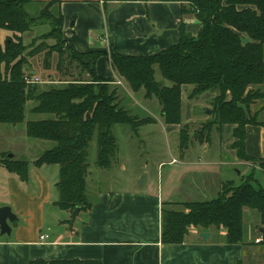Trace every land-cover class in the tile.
<instances>
[{
    "label": "trees",
    "instance_id": "16d2710c",
    "mask_svg": "<svg viewBox=\"0 0 264 264\" xmlns=\"http://www.w3.org/2000/svg\"><path fill=\"white\" fill-rule=\"evenodd\" d=\"M113 1H176L181 3L184 17L192 14L198 24L196 34L187 30L184 18L179 28V40L169 48L150 55H123L113 51L108 56L110 67L128 87L120 96L113 80L100 77L96 60L101 51L79 52L73 42L63 37V17L60 0L32 2V0H0V30H6L0 43V124H22L27 137L51 141L53 146L43 151L34 164L59 165L56 182L58 199L55 205L72 213L75 207L87 211L91 207L88 196L87 162L89 142L97 143L96 163L109 167L117 143L111 127L115 123L130 124L135 130L152 118L140 119L132 113L128 98L142 94L144 99H155L166 124L178 125V148L188 147L189 129L182 123L183 90L188 98L210 93L212 124L232 125L234 138L231 148L242 160H250L244 147V128L247 124H264L251 114V105L264 98V0H102ZM35 5L36 15L29 6ZM106 12V8H105ZM36 24H48L49 30L33 38L51 39L48 47L61 57L55 69L70 79L62 85L39 88L38 83H27L32 76L25 51L31 45L22 41L23 34ZM246 40L244 41V39ZM62 43L65 46H62ZM27 56H30L27 52ZM76 64L81 70L71 72ZM66 66V67H64ZM42 67L51 69L50 60L42 59ZM158 69L161 80L156 78ZM84 74L85 77H82ZM30 103L31 116L24 111ZM207 127V128H206ZM198 131L200 142L208 141L210 130ZM0 164L5 165L19 179L26 180L28 162L14 159L8 152L0 153ZM264 170V163L261 164ZM247 178L240 185L224 183L216 197L204 201L163 202L161 206V242L182 243L191 227L201 231L224 229L225 241L243 244L249 232L242 223L243 210L257 212L261 224L259 241L264 246V188ZM180 206V208H174ZM70 221V220H69ZM27 264H102L93 259L36 258ZM237 264H241L237 262Z\"/></svg>",
    "mask_w": 264,
    "mask_h": 264
},
{
    "label": "crops",
    "instance_id": "0c3cea01",
    "mask_svg": "<svg viewBox=\"0 0 264 264\" xmlns=\"http://www.w3.org/2000/svg\"><path fill=\"white\" fill-rule=\"evenodd\" d=\"M44 1L49 0H32ZM103 4L102 0H60L62 32L79 52L101 51L103 54L95 64L96 72L102 78L113 80L115 85L124 82L109 65L111 52L141 56L165 50L178 42L182 18L192 34L198 29L192 14L182 16L180 2L113 1L106 3V12ZM30 72L35 74L34 70ZM187 105L191 111L193 104L189 101ZM186 114L189 116L188 112ZM189 118H193L192 114ZM232 127L218 128L220 154L227 153L231 158L199 164L202 168H198L197 187L209 194L214 191L218 194L222 185L231 181L224 175H217L219 166L237 163L258 171L253 181L264 188L261 167L264 163V124H247L244 128L245 152L252 164L248 160L241 161L231 148ZM41 153L25 160L29 164L26 180L19 179L0 164V206H10L17 217L10 224L11 236L0 237V264H27L36 258L93 259L102 264H262L264 246L255 242V238L260 237V226L256 233H253L255 227H250L249 240L243 244L226 243L222 228L201 231L193 227L182 243L163 244L162 203L192 202L187 199L174 201L175 188L149 186L143 189L141 181L140 186L127 190H90V209L79 211L72 221L70 212L63 210L69 214L66 217L55 205L59 165L34 164ZM11 157L17 159L15 154ZM175 162L177 160L172 159L170 163ZM217 176L215 183L210 182V177ZM144 180H148V176ZM181 197L186 198L184 193ZM200 232H209L210 237L203 240ZM40 234L48 237L40 240Z\"/></svg>",
    "mask_w": 264,
    "mask_h": 264
},
{
    "label": "rangeland",
    "instance_id": "374dc122",
    "mask_svg": "<svg viewBox=\"0 0 264 264\" xmlns=\"http://www.w3.org/2000/svg\"><path fill=\"white\" fill-rule=\"evenodd\" d=\"M38 7L35 5L29 6V11L32 15H36ZM49 30L48 24H36L31 31L23 34L22 41L28 46L24 52L26 60L29 61L28 68L35 71L36 76L40 79L38 82L39 88L62 85L59 81L62 79H70L68 75H60L55 69L57 60L60 59V54L51 51L49 44H54L51 39L44 40L41 43V38L34 39L38 35ZM9 34L6 30H0V43L3 45L6 36ZM246 38L244 39V41ZM62 46H65L62 43ZM27 52L30 56H27ZM65 56V55H64ZM62 56L61 60L64 65L68 64L66 57ZM48 58L51 62V69L42 67V59ZM66 67V66H64ZM71 72L78 73L81 69L72 64L69 67ZM156 78L161 80L158 69L156 70ZM82 77H85L84 74ZM118 86L120 96H123L124 90H128L126 84ZM264 91V86H261ZM188 90H183V113L182 123L188 124L189 143L188 147L180 152L178 148V125L166 124L160 115V105L155 99H144L142 94L128 98V104L132 113L138 114L139 118L150 117L151 121L145 122L138 126L135 130L130 124L115 123L112 125V134L117 143L116 154L111 161L109 167L101 168L96 163L97 143L95 137L89 142L87 162L89 165L90 175L87 177L88 191L95 189H106L109 191L127 190L140 186L141 181L144 183L143 189L151 186L157 189L158 186L165 188H175L177 191L173 194L174 201L181 200H196L204 201L217 196V192L209 194L206 190L197 187V176L199 169L202 168L199 164L208 163L216 159H230L227 153L220 154L218 128H225L212 124V97L210 93H205L198 98L189 99ZM193 104L191 107L187 105ZM30 103L25 107L26 119L32 117L34 119L42 118V115L31 116L29 114ZM251 114L258 121L264 122V98L258 100L251 105ZM186 112L192 114L190 119ZM195 117V118H194ZM189 118L185 122V119ZM205 126H209L210 134L208 142L202 143L197 138L198 131ZM207 128V127H206ZM53 146L51 141L40 139H31L27 137L25 127L22 124H0V153L8 152L15 154L17 159L31 160L44 150L50 149ZM206 146L208 149H205ZM172 159L177 162L170 163ZM246 161V160H241ZM252 164V160H248ZM190 164V166H184ZM221 167V168H220ZM217 175H224L225 179L231 180L234 185H240L247 178H251V183L255 185L253 179L257 177L258 171L252 167L247 168L241 164L220 165L217 169ZM148 176V180H144ZM210 182L215 183L217 177H210ZM184 193L186 198H182ZM174 208H180L175 206ZM62 215L69 216L68 213L61 210ZM59 215V214H58ZM70 220V219H69ZM258 214L255 210L245 208L243 212L242 223L245 231L249 232L250 227L254 226L253 233L257 232V227L261 226ZM264 264V257L262 259Z\"/></svg>",
    "mask_w": 264,
    "mask_h": 264
},
{
    "label": "water",
    "instance_id": "95a60500",
    "mask_svg": "<svg viewBox=\"0 0 264 264\" xmlns=\"http://www.w3.org/2000/svg\"><path fill=\"white\" fill-rule=\"evenodd\" d=\"M11 157L12 154H9ZM80 211L79 207H75V209L71 213V220H75L76 216ZM17 220L16 215L12 212L11 207L8 205L0 206V237L1 236H11V226L10 224ZM199 236L206 240L210 237L209 232H200Z\"/></svg>",
    "mask_w": 264,
    "mask_h": 264
},
{
    "label": "built area",
    "instance_id": "2783aa9c",
    "mask_svg": "<svg viewBox=\"0 0 264 264\" xmlns=\"http://www.w3.org/2000/svg\"><path fill=\"white\" fill-rule=\"evenodd\" d=\"M25 82L27 83H38L40 82V79L38 78V76L36 75H32V76H26L24 78ZM48 237L47 234H40L39 235V239L40 240H45ZM260 239L259 238H255V242H258Z\"/></svg>",
    "mask_w": 264,
    "mask_h": 264
}]
</instances>
